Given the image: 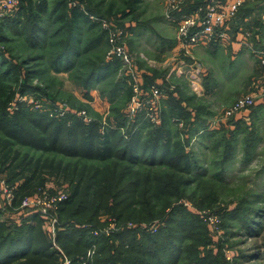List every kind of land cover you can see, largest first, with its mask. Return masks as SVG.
<instances>
[{
    "label": "trees",
    "instance_id": "trees-1",
    "mask_svg": "<svg viewBox=\"0 0 264 264\" xmlns=\"http://www.w3.org/2000/svg\"><path fill=\"white\" fill-rule=\"evenodd\" d=\"M207 1L193 0L183 11L188 12ZM68 2H72V6L67 3V12L58 16V20H64L65 15L71 18L69 26L63 27L68 33L67 40L61 43L63 49L55 57V61L62 62L63 66L55 69L58 73L71 70L74 60L69 57L81 56L76 36H80L86 27H97L89 20L93 13L87 12L75 0ZM31 4L32 0H21L22 12ZM261 10L264 11V0H249L240 9L238 18L257 13L256 20L262 24ZM16 16L7 19L3 26L16 28L15 31L22 35L30 34L28 42H33L34 38V42L39 43V34L44 33V28L36 21L30 25L29 18L11 22ZM22 27H26L25 30ZM100 30L108 40V32ZM31 33L35 34L32 39ZM3 39L6 37L0 32V46ZM99 39L101 37L82 51H87ZM8 68L14 70V79L20 81L19 74L23 70L15 64ZM118 68L117 59L103 57L100 63L90 67L88 73L76 75L79 85L85 89L84 96L92 99L90 93L94 87ZM155 75L152 77L137 69L144 91L143 100L150 98L153 87L161 89L164 95L170 89L165 78L160 85ZM5 79V76L0 79V177L18 185L22 195L29 194L32 183H41L51 190L68 191V196L59 209L55 236L46 220L36 215L20 226H9L0 221V264H61L54 241L74 264H81L93 248L96 252L89 264H179L182 255L187 263L180 264H213L218 260L221 253H215L213 238L205 225L195 228L202 230V234L192 233L196 215H189L180 205L166 213L192 184L205 182L196 169L192 154L186 150L192 138L206 127L204 121L193 126L195 119H199L198 106L197 110L190 106L196 111L191 112L182 106L180 99H175L177 95L174 94L169 95L165 109L161 111L159 107L158 119L162 118L155 125L147 120L146 110L134 118L128 117L126 110L122 114L118 111L115 117L105 121L91 118V121H85L79 114L82 111L76 108L69 107V111L61 115L60 106L64 103L49 95L47 98L40 87L23 86L15 95L5 88ZM25 79L29 82L28 72ZM120 81L129 90L130 102L134 94L132 79L123 77ZM116 87L119 88L117 83ZM24 96L28 98L25 102L21 101ZM29 97H34L39 105L29 104ZM192 99L185 98L188 107L193 103ZM174 117L187 120L192 117L185 139L179 131H171L170 119ZM233 124L237 126L239 122L235 120ZM230 149L231 146H226V150ZM165 160L169 169L159 171L158 165ZM134 166L139 168L135 170ZM187 170L193 174L191 177ZM219 171L228 173L221 165ZM50 178L62 180L63 184L55 186L51 181L47 185ZM101 214L115 217L117 222L105 228L98 227ZM180 214L191 216L192 221L178 219ZM166 222L168 225L164 227ZM108 228V235H93V232ZM189 239L193 242L185 248ZM127 240H131L130 245ZM206 244L214 248L206 251Z\"/></svg>",
    "mask_w": 264,
    "mask_h": 264
},
{
    "label": "rangeland",
    "instance_id": "rangeland-1",
    "mask_svg": "<svg viewBox=\"0 0 264 264\" xmlns=\"http://www.w3.org/2000/svg\"><path fill=\"white\" fill-rule=\"evenodd\" d=\"M68 1L74 0H32L29 9H23L22 12L20 0L18 11L7 17L0 25V32L7 39V41L3 39L4 42L0 46V51H2L0 54V79L5 76V88H9L15 95L23 86L40 87L42 94L47 98L49 95L51 99H57L68 107L79 109L91 119L105 121L108 117H115L118 111L121 114L126 110L128 112L131 103L128 99L129 90L126 85L120 84L122 77L119 75L116 78L113 74L107 83H98L93 89V92H98L97 95L93 96V92L90 93L92 99L84 96L85 89L79 85L76 78V75L82 76L88 73L91 66L101 62V58H107L108 47L105 44L100 47L91 46L87 50L89 52L81 51L86 50L87 45L98 37L105 40L106 37L100 28L97 27L96 32L92 31V35L89 29L88 33L91 36L83 44H81L84 41L83 34L76 36V45L80 48L81 56L69 57L74 60L70 71L56 72V68L63 66L62 62L55 61V57L59 51H62L61 43L68 37L67 31L63 30V27H68L71 21V18L66 15L65 21L58 20V16L67 12V3H72ZM75 1L87 12L122 26L128 32L127 46L138 72L145 71L146 73V66H149L148 69H159L157 74L166 79L170 88L166 95L163 94L159 103L158 107L161 111L168 106L169 95L176 94L175 99H180L182 104L185 98L191 96L194 102L190 106L195 109L198 106L199 118L197 121L195 119L193 126L202 123V121L205 122L206 127L199 130L186 149L193 155L191 157L197 165L196 169L202 175L201 177H204L205 182L200 185L192 184L189 189H186L182 198L173 202L166 213H171L172 207L180 205L183 209H187L189 215H196L194 226H191L193 235L202 234V230L195 229L202 224L205 225L206 230H209L207 218L218 216L221 221L220 232H216L217 229L211 231L213 234L210 232L215 248L206 244V251L214 248L215 253L220 252L222 255L217 253L219 264H264V107L259 109L253 120L248 115L240 120L227 119L220 125H213L222 117L224 110L236 102L237 97L233 98L236 93L249 95L254 93L258 86L264 85V68L260 66L251 54L252 50L249 49L252 43L253 48L262 46V44L260 42L256 44V38L251 36L248 39L250 41H246L248 46L244 45V49L238 53L239 55H232L231 51L229 53L218 46L214 47L218 48L215 51L199 47L196 51H192L191 56L184 52H177L175 59L171 62L168 63L167 60L165 63L161 59L154 60V64L155 62L160 64L154 65L151 64L150 56L156 59L162 57L160 48L156 47H160L162 42H170L166 37L165 25H163L166 18L161 16L165 12L162 0ZM13 16L16 17L11 22L17 20L22 22L25 18L31 20L30 25L35 21L38 22L40 27L44 28V33L39 34L40 42H34V33H31L33 42H28L30 34L22 35L19 31H15L16 28L3 26L7 19ZM174 22L177 25V20ZM253 22L257 23L253 24V27L259 28L258 30L262 29L259 31L260 35H264L262 34L263 21L262 24L257 20ZM19 25L21 26V24ZM25 28L22 27L23 30ZM143 35H145V41L142 38ZM232 37L233 34L229 43L232 42ZM26 61L27 65H25ZM11 64H15L23 70L22 74H19L21 75L20 81L14 79V70L8 68ZM196 68L206 71L200 82V87L210 86L209 97L206 94L203 95L205 93L203 88L202 92L195 93L194 91L190 72ZM26 72L30 78L29 82L25 79ZM116 83L119 88L116 87ZM223 102L227 103L225 107L217 110V105ZM257 105L255 103L254 108L248 111L254 112ZM188 108L192 110L191 112H196L191 107ZM113 109L116 110L113 111ZM128 117L130 116L128 115ZM235 120L239 122V125L233 124ZM191 123L192 117L189 120L174 117L172 120L170 119L171 131L175 133L179 131L182 138L185 139L187 125ZM189 137L190 133L187 139ZM226 146H231V149L226 150ZM219 164L226 167L228 173L219 171ZM138 168V166L133 167L135 170ZM166 169H169V166L165 160L158 165V170L165 172ZM191 170L193 171V169ZM188 175L191 177L193 174L188 171ZM49 180L47 185L52 183L51 181L55 186L62 183V180L56 178ZM31 185L29 187L30 195L45 188V185L41 183H32ZM49 190L51 189L49 188ZM66 193L68 194V191ZM190 217L180 214L178 219H187L191 222ZM98 221L100 222L98 227L105 228L117 222V219L101 214ZM151 224H154V221ZM167 225L166 222L164 227ZM114 226L112 225V227ZM127 241V245H130L131 240ZM207 241H209L208 238ZM192 242V239L187 240L184 244L185 248ZM56 245L60 248L58 244ZM54 247L56 248V246ZM180 263H187L184 260V255H182Z\"/></svg>",
    "mask_w": 264,
    "mask_h": 264
},
{
    "label": "built area",
    "instance_id": "built-area-1",
    "mask_svg": "<svg viewBox=\"0 0 264 264\" xmlns=\"http://www.w3.org/2000/svg\"><path fill=\"white\" fill-rule=\"evenodd\" d=\"M193 0H164L168 9L169 19L176 21L178 27V42L182 50L188 56H191L192 51L200 46L209 47L212 45L229 43L231 40V30L240 9L249 0H208L206 4L199 5L188 12H184L186 7ZM20 0H0V25L10 15L18 11ZM72 6L71 3H69ZM75 6V3H73ZM176 13V14H175ZM178 15V16H176ZM261 22L264 26V13L260 14ZM89 19L101 27L102 30L108 32V52L107 59H117L120 64L118 71L119 77H130L132 79L133 97L128 107V115L134 118L135 115L143 110L147 111V120L152 124H158V109L159 103L163 98L161 89L153 87L150 92V98L143 100V88L137 76L136 67L132 58V54L127 46L128 32L110 21L98 16L90 15ZM250 33L244 31V38L241 44L247 45ZM252 49L254 57L262 68H264V48ZM191 83L195 93L202 92L200 82L203 79L204 71L202 69H194L190 72ZM264 96V85L258 86L254 93L243 95L228 109L224 110L222 117L214 122L213 125H220L227 119L235 118L236 116L248 112L255 106L256 98ZM29 104L39 105L34 97H29ZM33 98V99H32ZM28 100L23 97L21 101ZM61 115H65L69 111V107L61 105ZM85 121H91L85 112L79 113ZM68 194L65 190H49L44 188L42 191L35 194L22 195L18 190V185L10 183L5 177H0V221L6 225H22L25 220L36 215L46 220L49 230L55 236L56 227L59 222V209L61 204L67 199ZM210 232L216 230L220 232V223L218 216H210L206 220ZM109 229L102 232H93L94 236H99L102 233L110 234ZM212 233V232H211ZM213 234V233H212ZM54 246L59 251L61 264H74L61 248L57 247L54 241ZM95 248L88 252L87 258L83 259L81 264H89L95 255Z\"/></svg>",
    "mask_w": 264,
    "mask_h": 264
},
{
    "label": "crops",
    "instance_id": "crops-1",
    "mask_svg": "<svg viewBox=\"0 0 264 264\" xmlns=\"http://www.w3.org/2000/svg\"><path fill=\"white\" fill-rule=\"evenodd\" d=\"M162 2H163V4L165 5V2H164V0H162ZM250 2H251V0H250ZM257 2H261V1H257ZM262 13H264V11L262 12ZM261 13V14H262ZM256 13H253V12H251V13H249V14H244L245 15V17H243L242 19H240V18H238L239 17V15H240V13L238 14V16L236 17V19H235V21L233 22V25H232V30H231V35L233 34V37H232V42L231 43H225L223 46L221 45V44H219V45H212V46H209V47H205V46H200V47H203V49H208V50H213V51H215L216 49H218V48H223V50H226L227 52H229L230 53V51H231V53H232V55H239L238 53H240L241 52V50H243L244 49V46L241 44V40L244 38V31H247L248 33H250V35L253 37V38H256V44H258V42H260L261 44H262V46H255L254 47V49H258V48H264V35H260V30H262V29H260V30H258L259 28H254L253 27V24H255L256 22H253L254 20H256V15H255ZM162 17H164V18H168L167 20L165 19V22H164V24L163 25H165L164 26V30H165V33H166V37L168 38V40L170 41V42H162L161 43V45H159L160 47H156V48H160L159 49V51L162 53V57L161 58H155V57H153V56H150V58H151V60H152V62H151V64H154V60H164L165 61V63L167 62V60H168V63L169 62H171L172 60H174L175 59V56L177 55L176 53L177 52H183V50H182V47H181V45L179 44V42H178V27H177V25H176V23L174 22V20L173 21H171L170 19H169V16H168V9L166 8V5H165V12L161 15ZM238 18V19H237ZM255 18V19H254ZM171 22V23H170ZM175 24V25H174ZM257 24V23H256ZM259 24V23H258ZM174 25V26H173ZM98 28H100L101 29V27L99 26V25H96ZM255 26V25H254ZM96 27V28H97ZM262 27H263V25H262ZM96 28H88V27H86L85 28V30L83 31V38H84V41L81 43V44H83L87 39H88V37H90L91 35H92V31H97V29ZM89 29H90V31H91V35L88 33V31H89ZM171 30H174L173 32L171 31ZM249 30V31H248ZM95 32H93V33H95ZM262 34H264V30H263V32H262ZM85 35H87V37H85ZM144 36L145 35H143L142 36V38H143V40L145 39L144 38ZM145 41V40H144ZM250 41V40H249ZM103 44H105L108 48H109V44H108V40L105 38V40H101V39H99V42H98V44L96 43L95 45H94V47L96 46V47H100V46H102ZM228 44V45H227ZM253 44V43H252ZM252 44H250L251 46L250 47H252ZM218 46V48H214V47H217ZM220 46H222V47H220ZM225 47V48H224ZM249 48V47H248ZM197 49H199V47H197V48H195L193 51H196ZM249 49H251V48H249ZM252 50V49H251ZM250 50V51H251ZM82 51V50H81ZM212 51V52H213ZM87 52H89V51H87ZM251 54H253V52L251 51ZM146 57V56H145ZM150 60V61H151ZM144 64H146V65H148L147 63H144ZM155 64H158V65H160L158 62H155ZM154 64V65H155ZM120 64H119V68H118V70H117V72L116 71H113L112 73H111V75L110 76H108L107 77V79L106 80H104L103 82L104 83H107L108 81H110V79L113 77V74H114V77H116V78H118L117 76H118V71H119V69H120ZM148 67L149 66H146L145 67V69H146V73H147V75H149V76H152V77H154V72H156V74H157V71L159 70L158 68V70H156L155 68L154 69H148ZM148 70V71H147ZM142 73H144L145 71H141ZM206 73V71H204V74ZM206 76V75H205ZM155 79H156V81L158 82V83H160V85L164 82V78L160 75V76H158V75H155ZM103 82H100V84L101 83H103ZM206 87V88H205ZM95 88V87H94ZM203 91L205 92L203 95H207L208 97H209V95H208V93H210V86H208L207 87V85H204L203 87ZM93 92V91H92ZM97 93L98 92H96V91H94L93 93H92V95L93 96H95V95H97ZM189 93H191V92H189ZM253 93V92H252ZM241 96H243V93H236L234 96H233V98L234 97H237V99L238 98H240ZM176 97V96H175ZM191 97V96H190ZM236 99V100H237ZM194 102V101H193ZM227 103H220V104H218L217 105V110L219 109V108H221V107H225V105H226ZM256 104H258L256 107H255V111L253 112L252 110H251V112H245V113H242V114H240V115H238V116H236L235 117V119H243L244 117H247L248 115H250L251 117H252V120H253V118L255 117V115H257V113H258V111H259V109L260 108H262V107H264L263 105H264V96H259V97H257L256 98ZM182 106L183 107H187V109L189 110V111H192V110H190V108H188V104H187V101L186 100H183V104H182ZM189 107H190V105H189ZM192 107V106H191Z\"/></svg>",
    "mask_w": 264,
    "mask_h": 264
}]
</instances>
